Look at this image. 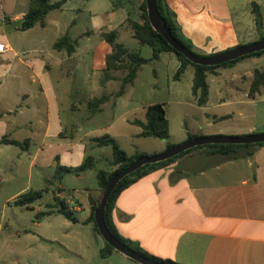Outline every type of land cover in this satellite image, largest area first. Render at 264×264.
<instances>
[{"label": "crops", "instance_id": "obj_1", "mask_svg": "<svg viewBox=\"0 0 264 264\" xmlns=\"http://www.w3.org/2000/svg\"><path fill=\"white\" fill-rule=\"evenodd\" d=\"M138 2L141 10L143 0H66L47 15L44 27L26 31L21 27L30 2L18 14L4 15L10 30L0 34L8 47L0 54V141L21 145L0 142V264H64V250L84 256L87 240L79 250L61 240L77 224L89 230L93 241L87 264H140L119 252L101 258L105 241L86 223L93 206L89 201L97 204L102 197L98 173L116 169L112 147L99 146L96 138L109 136L135 157L160 154L191 136L264 133V89L249 95L255 71L264 72V55L208 73L209 97L200 106L193 94L194 67L175 80L181 63L174 53L164 52L140 67L124 94L90 112L89 102L116 95L126 75L111 71L112 78L102 81L113 52L104 33L117 32V44L144 59L153 57L152 48L134 38L128 23L129 18L141 22ZM254 4L262 15L261 30ZM168 5L200 54L250 45L264 35V0H168ZM66 36L75 47L71 55L54 48ZM127 40L140 47L131 50ZM158 103L166 110L170 137H140L142 128L135 121H145L148 108ZM250 151L254 154L245 157ZM87 158L94 161L91 169L54 178L57 165L78 168ZM31 191L42 196L29 207L15 204ZM56 199L66 203L75 224L59 214L60 208L36 219ZM113 220L122 237L160 259L264 264V146L229 155L195 150L124 190ZM44 242H57L64 250L44 248Z\"/></svg>", "mask_w": 264, "mask_h": 264}, {"label": "trees", "instance_id": "obj_2", "mask_svg": "<svg viewBox=\"0 0 264 264\" xmlns=\"http://www.w3.org/2000/svg\"><path fill=\"white\" fill-rule=\"evenodd\" d=\"M66 3V0H62L60 2L51 4L49 0H30L29 10L24 16V21L22 23L21 29L23 31L29 30L37 25L44 27L46 25V18L47 15L57 9H61L62 6ZM157 7L159 10L160 15L162 16L163 20L165 21L168 29L172 33V35L187 49L194 52L196 55L200 57H208L213 56L211 55H204L200 54L196 51L194 45L191 43L189 39H187L178 24L177 18L175 13L169 8L168 0H157ZM141 22L137 20H132L129 18L128 23L131 26L134 38L141 44L147 45L152 48L153 50V57L151 59H144L140 57L137 53L129 52L125 49L122 45L116 43L117 32L111 33H104L102 36L103 38L112 46L113 52L107 56L106 58V72L102 79L103 82L111 79L112 76L110 74L111 71L122 70L126 72L125 77L122 79V85L120 91L114 96H103L101 98H94L92 99L89 104V110L92 114L100 111V107L102 104L108 102L109 100L116 99L124 94L125 88L129 84H133L135 79L137 78L138 71L141 66L148 64L150 62H154L158 60L161 53L164 52H171L174 53L177 58L179 59L181 65L174 76L175 80H179L182 74L185 72L188 66H192L195 69V77H194V84H193V94L198 97V104L203 106L207 103L209 97V85L207 82V75L208 73H213L219 68L223 67H230L235 65L236 63L250 57H260L264 55V51L253 53L251 55H247L241 57L235 61H231L225 63L220 66H211V67H204L193 64L188 59H186L182 54L177 53L160 35L157 31H155L148 19L147 13V5L146 0H143L141 5ZM253 13L255 15L256 25L259 30L262 29L263 26V19L259 7L254 4L253 6ZM264 39V35L261 36L260 40ZM54 48L56 50H65L69 55H71L75 51L74 45L70 42L69 37H63L59 39ZM217 54V53H216ZM262 89H264V72L261 70H256L254 73V78L251 84L249 95L250 97H254L258 94ZM2 115L0 114V117ZM135 124L142 128V133L139 135L140 137H152L160 140H167L170 137L169 131V121L166 116V110L163 104H154L150 106L146 112L145 121H135ZM197 138V136H191L190 139ZM1 143H7L11 145H21L17 141L9 140L4 138L0 141ZM95 142L99 146H111L113 150V165L116 169L112 173H107L101 171L98 173L97 179L98 184L103 193L106 189L108 181L118 172L127 168L131 163H133L136 159H138L142 155H136L135 157H128L126 152L119 146V144L111 137L106 136L104 138L95 139ZM264 146L262 144H254V145H205L199 146L190 150H187L180 155L171 158L169 160L155 163V164H147L144 167L140 168L133 174L125 177L122 179L119 184L114 189L109 202L106 207L105 211V222L110 230V232L122 243L126 244L131 249L135 250L136 252L156 260L158 262L164 264H178L170 260L160 259L155 257L149 253H147L139 244L134 243L133 241L122 237L113 220V211L115 209V202L120 194L129 188L131 185L139 181L140 179L146 177L147 175L167 167L175 163L178 159L192 153L195 150L202 149V148H211L214 149L216 153L229 155L232 153H236L240 148H251V147H261ZM172 145H168L167 149L171 148ZM254 154V152H249L245 157H250ZM94 165V161L92 158H87L84 164L78 168H67L62 167L60 165L56 166L55 172V179L60 180L63 174L67 173H81L88 169H91ZM42 196V192H28L24 195H21L15 204L17 206H26L29 207L33 204L36 200H38ZM102 198V197H101ZM100 203V201H99ZM99 203L92 206V213L90 219L86 221V223H92L94 225V230L99 233L97 226L95 224L94 213L95 210L98 208ZM61 207L68 208L66 203L60 199H56L55 203L48 206L49 211L38 213L36 215V219L39 220L40 218L52 214L53 210H57ZM114 252H117L114 248H112L109 244L105 242V246L100 251V256L103 259L110 257Z\"/></svg>", "mask_w": 264, "mask_h": 264}, {"label": "water", "instance_id": "obj_3", "mask_svg": "<svg viewBox=\"0 0 264 264\" xmlns=\"http://www.w3.org/2000/svg\"><path fill=\"white\" fill-rule=\"evenodd\" d=\"M148 19L152 28L157 31L167 43L177 52L182 54L186 59H188L193 64L211 67L220 66L225 63L235 61L241 57L251 55L253 53L264 51V39L252 43L250 45L238 46L233 49L217 53L213 56L200 57L194 52L187 49L183 44H181L170 32L165 21L159 13L157 7V0H146ZM264 143V133L250 134L243 136H205L190 139L184 143L174 145L171 148L165 150L164 152L153 155V156H140L133 163H131L127 168L121 170L115 174L106 186L103 196L100 200L98 208L95 210L94 219L99 234L103 240L114 248L117 252L123 254L129 259L140 263V264H164L148 258L135 250L128 247L126 244L118 240L109 230L105 222V211L111 194L113 193L119 182L125 177L133 174L140 168L147 164H155L163 162L174 158L181 153L205 145H254ZM90 205H95L94 201H89ZM59 214L64 216L66 219L71 220L72 223H76V219L73 218V213L65 207L59 209Z\"/></svg>", "mask_w": 264, "mask_h": 264}, {"label": "rangeland", "instance_id": "obj_4", "mask_svg": "<svg viewBox=\"0 0 264 264\" xmlns=\"http://www.w3.org/2000/svg\"><path fill=\"white\" fill-rule=\"evenodd\" d=\"M30 2V0H0V34H3L4 32H7L10 30L9 26L7 23H4V15L12 16L11 14H18L21 11L24 10L25 5L28 4ZM140 2H138V9L140 10L139 7ZM9 7H13V11H9ZM138 12H140V16L139 19L141 20V10ZM12 12V13H11ZM136 43V47H140L137 42ZM127 46L129 48H131V50H136V47H132V45L129 44L128 40L126 41ZM133 48V49H132ZM75 177V176H74ZM88 182L91 183V179L88 180ZM44 196L49 197L51 196V193H46L44 194ZM73 207V206H71ZM78 216V218L81 216V214L76 215ZM44 227H46L48 229L49 227V231H55L54 229H51L52 226L49 224H44ZM74 233L70 235V237H66L63 238L61 237V240L67 244H69L70 246H72L73 248L79 250V248H81L82 246L85 245V241L87 240V243L89 242L90 244V248L88 249V251H86L84 253V256H78L72 253H67L57 242L51 243V242H44L43 243V247L44 248H53V249H61L64 250L61 252V259L64 260V264H87L88 263V259H90L93 256V246H92V238H90L89 235V230L86 228H81V226H79L78 224L75 225L74 228ZM57 232V231H56ZM54 233V232H53ZM57 233H54V235H56ZM60 236V233H58ZM101 237V236H99ZM101 239H103L101 237ZM92 241V242H91ZM101 241V240H100Z\"/></svg>", "mask_w": 264, "mask_h": 264}, {"label": "built area", "instance_id": "obj_5", "mask_svg": "<svg viewBox=\"0 0 264 264\" xmlns=\"http://www.w3.org/2000/svg\"><path fill=\"white\" fill-rule=\"evenodd\" d=\"M7 50H8L7 45L3 42H0V54L7 52Z\"/></svg>", "mask_w": 264, "mask_h": 264}]
</instances>
